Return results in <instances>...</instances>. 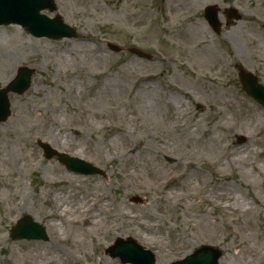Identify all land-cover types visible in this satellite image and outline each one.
Here are the masks:
<instances>
[{
    "label": "rangeland",
    "instance_id": "1",
    "mask_svg": "<svg viewBox=\"0 0 264 264\" xmlns=\"http://www.w3.org/2000/svg\"><path fill=\"white\" fill-rule=\"evenodd\" d=\"M55 5L41 12L76 37L0 25V88L33 69L0 121V264H130L105 252L117 237L150 249L154 264L201 244L223 250L218 264H264V107L236 65L264 85V0ZM38 140L99 172L68 170ZM25 215L45 239L11 236Z\"/></svg>",
    "mask_w": 264,
    "mask_h": 264
},
{
    "label": "water",
    "instance_id": "2",
    "mask_svg": "<svg viewBox=\"0 0 264 264\" xmlns=\"http://www.w3.org/2000/svg\"><path fill=\"white\" fill-rule=\"evenodd\" d=\"M44 8L55 11L56 6L54 0H0V24H20L25 31L34 36H47L50 38L76 36L75 29L63 23L60 15L56 14L53 18H49L41 14L40 10ZM216 11V7L207 6L205 8V16L210 25L215 30H218L220 24L216 18ZM108 47L111 50L119 51V48L115 45L109 44ZM32 73L33 69L21 66L17 70L16 77L6 87L0 88V121L6 120L10 114L8 92H24L31 82ZM239 79L244 91L258 103L264 105V86L258 83L257 77L250 72L240 69ZM244 140V137H239L238 139L239 142ZM39 145L43 148L47 158L55 156L67 169L86 174L99 172L97 167L87 161L71 157L63 152H58L47 143L39 142ZM11 236L19 239L46 238L43 227L29 215H25L16 221L11 229ZM105 252L112 257L118 256L122 263H155L154 254L150 250L143 248L132 237H117L106 248ZM220 255L221 251L213 246L201 245L193 253L171 264H217Z\"/></svg>",
    "mask_w": 264,
    "mask_h": 264
},
{
    "label": "bare ground",
    "instance_id": "3",
    "mask_svg": "<svg viewBox=\"0 0 264 264\" xmlns=\"http://www.w3.org/2000/svg\"><path fill=\"white\" fill-rule=\"evenodd\" d=\"M229 39H230L231 42H233V38H231V36H229ZM36 111H37V110H36ZM37 112H38V111H37ZM38 113H39V112H38ZM57 199H58V198H57V196L55 195V201H57Z\"/></svg>",
    "mask_w": 264,
    "mask_h": 264
}]
</instances>
